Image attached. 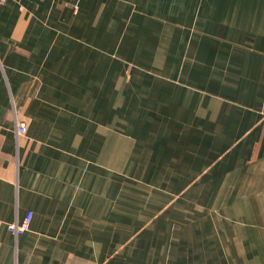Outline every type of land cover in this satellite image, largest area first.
Segmentation results:
<instances>
[{
	"label": "crops",
	"instance_id": "crops-1",
	"mask_svg": "<svg viewBox=\"0 0 264 264\" xmlns=\"http://www.w3.org/2000/svg\"><path fill=\"white\" fill-rule=\"evenodd\" d=\"M0 264H264V0L0 1Z\"/></svg>",
	"mask_w": 264,
	"mask_h": 264
},
{
	"label": "built area",
	"instance_id": "built-area-1",
	"mask_svg": "<svg viewBox=\"0 0 264 264\" xmlns=\"http://www.w3.org/2000/svg\"><path fill=\"white\" fill-rule=\"evenodd\" d=\"M4 1V0H0ZM14 123L16 135H22L26 132V119L19 115V112L13 107ZM32 218V211L27 210L21 221H13L7 225L8 231L15 237L21 235L29 229Z\"/></svg>",
	"mask_w": 264,
	"mask_h": 264
}]
</instances>
